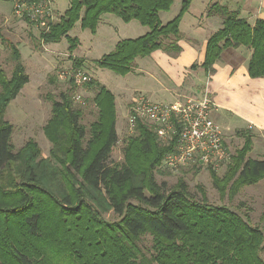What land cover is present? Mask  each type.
<instances>
[{
  "label": "trees",
  "instance_id": "obj_1",
  "mask_svg": "<svg viewBox=\"0 0 264 264\" xmlns=\"http://www.w3.org/2000/svg\"><path fill=\"white\" fill-rule=\"evenodd\" d=\"M68 1L64 17L53 23L48 32H42L41 38L47 44H56L65 37L71 53L81 43L78 38L69 36L70 31L80 24L82 30L96 35L105 15L117 16L127 24L136 21L149 28L144 36L117 43L112 52L95 63L97 68L125 77L133 72L138 58L149 57L156 51L177 56L182 51L178 45L180 25L192 0H184L177 16L167 24L162 23L160 15L170 12L175 0ZM205 17L219 18L222 29L208 39L204 62L190 69L202 68L206 76H210L224 51L245 46L253 50L248 64L249 76L264 78V20H257L252 27L239 10L232 11L227 4L218 2L208 6ZM13 51L16 66L12 81L6 83L9 95L0 99V176L20 160L12 146L14 128L4 120V115L9 103L29 83L20 54L17 49ZM73 61L75 70L82 68V60ZM70 82L72 87L60 95V101L53 103L54 119L48 131L53 144L58 145L60 129L70 130L65 172L72 187H77L78 203L72 204L69 198L59 201L48 191L42 193L37 186L40 181L36 170L34 172L29 165V173L17 184L19 191L14 201L11 204L0 201V264H49L50 261L69 264L67 258L72 264H134L130 263L133 248L137 253L133 244L146 234L154 236L155 247L169 254L166 264H264L261 257L264 233L250 227L242 217L225 207L194 201L185 183L171 191L153 181L149 187L140 182L129 186L137 178L130 164L118 168L111 163L119 141L114 94L96 79L84 84L94 92L93 103L98 112L88 131L80 124L82 111L75 107L73 100L74 88L78 85L74 80ZM50 128L55 131L54 136ZM245 132H237L245 139V144L232 157L229 173L223 181L216 179L222 185V195L240 170L230 196L236 194L238 185L245 184V180L246 184H251L264 178V160H249L243 165L253 144L252 132ZM127 143L126 154L140 152L152 159L148 162H161L176 152L174 141L168 145L161 143L153 127L141 121L136 135ZM38 155L35 149L25 154L24 161L36 162ZM45 204L47 212L41 208ZM51 209L56 212L54 218ZM109 211H113L119 221L106 222L103 214ZM82 215L86 217L85 227L72 226L70 219ZM44 221L49 227L43 225ZM16 225L26 243L23 238L19 240ZM25 244L34 245L33 255L24 248ZM173 251H179V256L173 257Z\"/></svg>",
  "mask_w": 264,
  "mask_h": 264
},
{
  "label": "rangeland",
  "instance_id": "obj_2",
  "mask_svg": "<svg viewBox=\"0 0 264 264\" xmlns=\"http://www.w3.org/2000/svg\"><path fill=\"white\" fill-rule=\"evenodd\" d=\"M221 1L211 0L210 5L217 2L223 4ZM54 4L57 14L56 22H59V18L64 17L69 6V1L54 0ZM181 6L182 0L175 1L169 16H165L163 19L165 20L171 15H177ZM199 10L200 1L193 0V7L191 8L192 14L190 16L197 14ZM241 17L252 27L254 26L255 23L249 22L243 15ZM104 19H107L106 22L110 23V25L109 27L104 26L103 23L99 25V31H97L98 33L96 35H92L88 30H82L80 24H77L70 31L69 36L78 38L81 43L78 49L71 53L69 50L70 45L65 37L60 43H45L41 38V32L36 27L28 23L27 20L20 19L14 14L13 6L9 0H0V99L9 95L8 89H6V83L12 81L16 66L13 49L18 50L21 56V62L25 67V72L29 76V83L21 90L17 98L9 103L4 115V120L14 128L12 146L14 153L20 155V160L0 176V201L9 204L14 201L12 199L15 198V193L19 191L17 184L21 182V178L29 173L28 166L32 165V170L34 172L36 170L39 177L40 183L37 186L42 193L48 191L56 196L59 201H64V199L69 198L72 204L76 205L78 203L77 187H72L65 172L69 161L68 142L71 138L70 130L66 128L60 129L59 137L61 136V142L58 145L53 144L49 136L48 128L52 125L54 119L53 103L60 101V95L72 87L69 78H65V75L68 71L74 69V59L83 61L81 70L90 79H99L109 88L115 87L119 90L122 89L123 85L118 80L124 79V76H119L109 70L97 68L95 63L104 55L112 52L116 42L119 43L129 38L126 37L128 34H131L130 36H136L134 38L144 36L145 34H143V30H140L143 26L136 21L127 24L114 15L106 16ZM220 29H222V25L213 34ZM238 49H243L244 54H248L250 62L253 50L245 46H241ZM139 61L141 62L142 60L140 59ZM142 63L141 68L145 69L143 70L145 76L134 75V78L130 76L129 78L132 81L130 90H141V93L145 94L143 91L145 88L159 89V84L161 83L158 80L150 78L148 67ZM125 93L127 95L126 97H128V92ZM137 94L133 93L131 100L129 97L124 100L121 95L119 96L117 94L118 107L117 103H115L117 113L116 130L119 141L113 150L111 163L118 168L124 164H130L129 166L133 168L137 178L134 182L129 183V186L135 182H140L145 187H149L150 181H153L159 186L165 187L167 191H171L177 189L183 182L188 186L190 196L194 201L207 203L214 207H225L242 217L250 227L259 229L264 233V178L260 179L257 183L251 182V184H246L245 180V184H242V186L238 185L236 194L230 196L234 182L241 175L242 171L240 170L228 183L225 194L222 195V185L216 179L219 181L225 179V176L229 173L228 166L231 162L218 171L208 168L190 167L180 171V173H173L166 169L165 159L161 162H148V160L152 161V159L146 158L140 152L132 151L128 154L125 153L128 140L137 133L136 130L135 134H130L128 130L129 107ZM94 95V92L88 90L84 85H79L74 88L73 100L75 107L82 111L80 124L88 131L91 130V124L97 119L98 114L97 108L93 103ZM148 96L157 102H171L160 99L159 97ZM174 96L176 98L174 101H184L187 98L177 90ZM200 96L201 92L199 94L193 93L192 96L188 97L198 98ZM78 97H80V100L76 101L75 99ZM121 104L123 107L120 106ZM52 129L50 128V132L54 136L55 131ZM243 131L246 133L245 131L250 130H241V132ZM226 141L234 157L236 156V152L241 150L245 144V139L238 136L237 133ZM35 149L39 154L36 162H32V159L24 161L25 154L31 153ZM249 160H264V138L261 135L253 134L252 150L246 154L243 165ZM42 162H45V164ZM47 207L46 204L41 206L42 210L46 212ZM51 211L50 214L54 218L56 212L52 209ZM103 219L110 224L119 221V217L113 211L104 213ZM85 220L86 217L84 215L70 219L72 226L79 228L85 227ZM43 225L49 227L45 224V221ZM16 229L20 240L23 237H21L18 226ZM91 230L93 231V228ZM24 240L23 238V242L26 243ZM133 245L136 247L137 253L134 252L133 248V257H131L130 263H167V259L165 258L169 254L155 247L154 236L151 234L144 235ZM24 248L32 253V255L34 254V245L25 244ZM173 252V257L179 256V251ZM37 257L39 258L38 255ZM261 257L264 259V250L261 253ZM66 261L72 264L68 258ZM49 264H55V262L50 261Z\"/></svg>",
  "mask_w": 264,
  "mask_h": 264
},
{
  "label": "crops",
  "instance_id": "obj_3",
  "mask_svg": "<svg viewBox=\"0 0 264 264\" xmlns=\"http://www.w3.org/2000/svg\"><path fill=\"white\" fill-rule=\"evenodd\" d=\"M199 1V12L191 15L193 16L191 18L192 0L191 7L181 22V39L178 45L182 51L179 55L171 56L163 51H156L149 57L138 58L133 72L123 77L124 79L118 80L123 85L120 90L115 87L109 88L99 79L96 80L115 95L118 107L117 94L124 100L128 97L131 100L133 93L142 92L136 89L130 90L132 81L129 77L145 76L143 71L145 69L141 68V62H143L142 64L149 69L150 78L163 83L159 84V89L145 88L143 91L146 95L172 102L176 99L174 96L176 90L184 97H188L193 93L201 92L202 95L204 90L208 89L216 106L213 117L222 127L226 140L231 139V136L241 130H250L253 134L264 138V78L253 79L249 76V56L244 54L243 49L224 51L220 60L214 65V72L210 76H206L202 68L190 69L192 65H201L204 62L208 39L222 25L219 18L205 19L211 0ZM221 2L227 4L231 10H239L241 16L243 15L251 23L264 20V0H222ZM170 12L161 13L163 24H167L177 16L171 15L164 20L163 18L169 16ZM106 16L109 15L103 16L99 25L103 23L104 26L109 27L110 23L106 22L108 18L104 19ZM140 30L144 31V35L149 32V28L144 26ZM130 35L126 36L129 37L126 40L136 39L134 38L136 36ZM125 92H128V97ZM122 104L121 107H123Z\"/></svg>",
  "mask_w": 264,
  "mask_h": 264
},
{
  "label": "built area",
  "instance_id": "obj_4",
  "mask_svg": "<svg viewBox=\"0 0 264 264\" xmlns=\"http://www.w3.org/2000/svg\"><path fill=\"white\" fill-rule=\"evenodd\" d=\"M14 14L29 21L37 30L48 32L56 23L54 0H9ZM64 76V75H63ZM69 81L84 85L91 79L81 69H71L65 75ZM80 100V97L75 99ZM215 103L205 89L198 98L184 101L157 102L148 95L138 93L129 107L128 130L135 134L138 122L152 126L164 144L176 143V152L166 156V169L180 173L190 167L218 171L232 161L233 154L224 132L213 117Z\"/></svg>",
  "mask_w": 264,
  "mask_h": 264
}]
</instances>
